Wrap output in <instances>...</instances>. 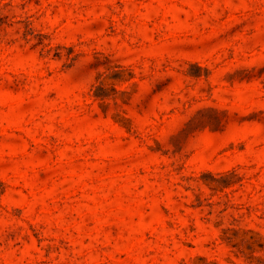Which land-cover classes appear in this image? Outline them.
<instances>
[{"label":"rangeland","instance_id":"rangeland-1","mask_svg":"<svg viewBox=\"0 0 264 264\" xmlns=\"http://www.w3.org/2000/svg\"><path fill=\"white\" fill-rule=\"evenodd\" d=\"M0 264H264V0H0Z\"/></svg>","mask_w":264,"mask_h":264}]
</instances>
